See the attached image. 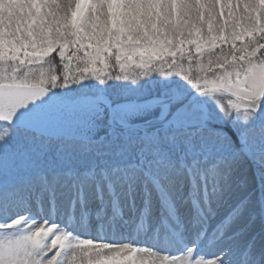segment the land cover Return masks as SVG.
Listing matches in <instances>:
<instances>
[{
    "label": "snow or ice",
    "instance_id": "snow-or-ice-1",
    "mask_svg": "<svg viewBox=\"0 0 264 264\" xmlns=\"http://www.w3.org/2000/svg\"><path fill=\"white\" fill-rule=\"evenodd\" d=\"M221 120L238 153L264 137V0H9L0 264H225L197 252L234 160L213 159ZM188 179L186 225L170 189Z\"/></svg>",
    "mask_w": 264,
    "mask_h": 264
},
{
    "label": "rangeland",
    "instance_id": "rangeland-1",
    "mask_svg": "<svg viewBox=\"0 0 264 264\" xmlns=\"http://www.w3.org/2000/svg\"><path fill=\"white\" fill-rule=\"evenodd\" d=\"M9 7V0H0V14H3ZM62 91V90H56ZM214 108V104L210 105ZM258 125L259 120L254 122ZM217 127L224 128L228 130L229 136L232 138V143L227 145L219 146L218 150H213V159L223 157V158H233V163L231 165V172L228 175L227 179L222 181L219 191L217 193V202L215 207L224 208L222 205L229 203L230 201H240V203H245L243 212L254 213L252 208L257 207L261 208V203L259 195L261 190L264 187V169L261 168L258 157L264 158V137L259 134L252 136V151H241L237 152V149L242 148L240 141L242 142V137L240 130L234 125L227 121H218L216 123ZM234 131V132H233ZM237 135L235 136L234 135ZM241 139V140H240ZM199 147V145H197ZM203 155V153H201ZM256 178L257 182H252ZM186 189L183 191L186 192V195L192 192L191 180L188 179L184 182ZM182 191V192H183ZM159 197V193L156 194ZM185 196V195H184ZM196 199L202 200V193L195 196ZM193 196H190L188 204L192 203ZM162 204V201L157 198V205ZM185 222L190 221L189 217H182Z\"/></svg>",
    "mask_w": 264,
    "mask_h": 264
},
{
    "label": "bare ground",
    "instance_id": "bare-ground-1",
    "mask_svg": "<svg viewBox=\"0 0 264 264\" xmlns=\"http://www.w3.org/2000/svg\"><path fill=\"white\" fill-rule=\"evenodd\" d=\"M252 182H257V179L254 178ZM182 186L185 187L186 185L183 183L178 188L173 187L172 189H174V193L181 189ZM190 196H192L191 193L188 194L185 199L176 196L172 197L174 203L178 207L181 217L186 216L191 219L195 212V206L193 204H191L192 206L188 205L187 199ZM259 199L260 202H262L260 209L257 207L252 208V210H254L252 212L254 213L242 211L230 226L226 236L215 242L213 251L209 253L203 251L200 253L206 256L220 255L223 253L225 254V262L229 264H245L246 259L248 264H264V187L260 192ZM216 202L217 200L213 202L214 206ZM240 204V201H230L229 203L222 205L224 208H220L221 206L216 207V215L211 218L209 230L206 233L205 238H202V241L210 239L216 225L222 222V220ZM161 207L162 205L157 207L155 212L156 216L160 215ZM185 223L187 225V222ZM185 234V237L188 238L189 233L186 232ZM191 235L195 236L194 233ZM246 249L249 250L247 251Z\"/></svg>",
    "mask_w": 264,
    "mask_h": 264
},
{
    "label": "water",
    "instance_id": "water-1",
    "mask_svg": "<svg viewBox=\"0 0 264 264\" xmlns=\"http://www.w3.org/2000/svg\"><path fill=\"white\" fill-rule=\"evenodd\" d=\"M46 100H47V97L42 98L41 100L35 101L34 103L35 104H40L42 107H44V106H46L45 103H44Z\"/></svg>",
    "mask_w": 264,
    "mask_h": 264
},
{
    "label": "trees",
    "instance_id": "trees-1",
    "mask_svg": "<svg viewBox=\"0 0 264 264\" xmlns=\"http://www.w3.org/2000/svg\"><path fill=\"white\" fill-rule=\"evenodd\" d=\"M234 132V131H233ZM234 135H235V133H234ZM235 136H237V135H235ZM241 140V139H240ZM240 143H241V141H240Z\"/></svg>",
    "mask_w": 264,
    "mask_h": 264
}]
</instances>
